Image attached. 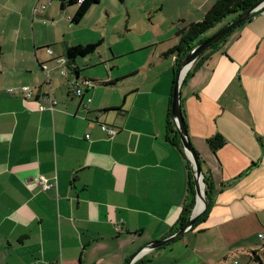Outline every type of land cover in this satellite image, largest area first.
Returning <instances> with one entry per match:
<instances>
[{"label": "crops", "instance_id": "1", "mask_svg": "<svg viewBox=\"0 0 264 264\" xmlns=\"http://www.w3.org/2000/svg\"><path fill=\"white\" fill-rule=\"evenodd\" d=\"M54 1L0 0V264H126L171 235L189 201V160L168 139L175 57L162 54L174 45L153 54L169 66L117 64V73L102 76L85 73L86 59H78L81 79L117 84L75 86L58 60L67 47L106 38L100 18L82 29L84 37L73 27L49 28ZM98 14L94 6L86 19ZM130 53L123 44L112 47L107 61ZM190 70L182 109L210 186L207 215L135 264H241L239 256L259 264L248 257L264 247V14L235 28ZM23 86L33 90L32 99ZM80 86L83 96L75 94ZM46 95L58 102L53 111L39 109ZM217 134L226 145L214 153L207 141ZM39 177L56 186L43 190Z\"/></svg>", "mask_w": 264, "mask_h": 264}, {"label": "rangeland", "instance_id": "2", "mask_svg": "<svg viewBox=\"0 0 264 264\" xmlns=\"http://www.w3.org/2000/svg\"><path fill=\"white\" fill-rule=\"evenodd\" d=\"M64 2V0L53 2L55 12L51 13H55L56 16H49V21L53 19L55 26L52 27L49 24V28L51 27L55 31V29L63 28V26L70 29L73 27L75 32L79 31V37H84L86 32L82 29L89 22L92 23L93 20L100 18L101 38H106V41H103L92 57L86 59L89 70L85 73L90 72L91 74L95 73L96 76H102L108 72L117 73L113 68L117 64L122 69L135 68L140 65L148 66L152 62H155L156 65L169 66V62L159 63L154 59L153 54H159L165 48L176 45L177 39L175 36L178 29L183 26L182 23L178 24V22L182 19V21L185 20L186 24H190L202 20V15L212 6L215 0H125L124 3L118 0H101L96 7L103 11L102 16L98 14L93 19H86V14L79 24L66 21L70 16V12H73L76 6L66 5L67 10H62L61 7ZM208 2L210 4L204 7ZM50 9L51 7L49 12ZM234 19V16L226 18L209 31L204 38H210ZM127 26L129 32L126 31ZM120 35L124 36L120 37ZM49 39L54 40V36H51L50 32ZM58 39L61 41L64 37L61 35L58 36ZM122 44L131 53L114 62L107 61L112 58V47L119 51ZM55 47L54 45L51 46L53 50ZM202 239H204L203 236L198 237L199 242ZM238 258V262L245 263V258H240V256Z\"/></svg>", "mask_w": 264, "mask_h": 264}, {"label": "trees", "instance_id": "3", "mask_svg": "<svg viewBox=\"0 0 264 264\" xmlns=\"http://www.w3.org/2000/svg\"><path fill=\"white\" fill-rule=\"evenodd\" d=\"M64 1L68 6H77L76 14L72 20L73 24H79L92 7L97 6V4L101 2V0H82L81 3H79L80 0H64ZM118 1L121 3L125 2V0H118ZM260 1L261 0H217L214 3V5L206 12V14L204 15L201 21L190 23L180 28L177 32L176 45H174L173 47H171L165 53L162 54L163 58L166 59L175 57L174 76L177 75L179 65L181 61L186 57V55L196 45L208 39V38H204V36L209 31H211L216 25L222 23L226 18L230 16H234L235 18L239 17L240 15L247 12L251 7H253ZM258 14L259 13L255 14L247 21L252 20ZM232 32L228 34L225 38H223L218 44L212 46L210 49L204 52V54L193 65L192 69H196L199 66L203 65L204 62H206L210 58L211 54L214 51L221 48L222 44L225 43V41L232 34ZM100 45L101 42H98V43H91L86 45H76L66 48L65 56H64L67 61L66 66L68 67L69 72L72 75H74V79H79V84H82L85 87H91V88L94 86L108 87L117 84V81H101V80L96 81L87 78H83V79L80 78L81 71L77 65L78 62L77 60L90 58L93 54L96 53ZM190 73L191 70L187 73L183 84L185 83V80L188 78ZM79 84L74 82L75 86H79ZM168 139L174 146L178 147L181 150V152L184 154V150L180 142V137L178 135V132L174 128L173 121H171V123L169 124ZM207 144L209 148L215 153L226 145V141L221 135L217 134L216 136L208 139ZM206 189L209 195L210 186L208 184L207 179H206ZM188 198H189L188 204L186 205L183 211L178 226L172 231V234L178 231L189 221L193 209L195 207V188L192 179V174H191V182L189 186ZM208 204H209V197H208ZM206 215H207V211L198 220L195 227L198 226L206 218ZM248 259L252 263L258 262L259 264H264V249L260 251H253V253L248 257Z\"/></svg>", "mask_w": 264, "mask_h": 264}, {"label": "water", "instance_id": "4", "mask_svg": "<svg viewBox=\"0 0 264 264\" xmlns=\"http://www.w3.org/2000/svg\"><path fill=\"white\" fill-rule=\"evenodd\" d=\"M63 7V6H62ZM61 7V9H63ZM264 14V0H261L256 5L251 7L247 12L243 13L239 17L235 18L232 22L223 27L216 34L208 38L207 40L196 45L181 61L177 75L175 76L172 106H171V118L176 131L180 137V142L182 144L185 155L187 156L191 173L194 180L195 188V207L191 214L189 221L181 227L175 233L169 235L168 237L150 243L145 247L138 250L133 254L126 264H135L144 255L152 252L158 248H161L179 238H181L186 233L193 231L198 220L206 213L208 210V193L206 189V179L205 173L203 171V162L199 153L195 150L188 132V127L185 121V117L182 109V85L187 73L196 63V61L210 49L212 46L218 44L223 38L230 34L235 28H237L242 23L246 22L249 18L253 17L255 14ZM74 82L79 84V79H74ZM82 85V84H81ZM84 86V85H82Z\"/></svg>", "mask_w": 264, "mask_h": 264}, {"label": "built area", "instance_id": "5", "mask_svg": "<svg viewBox=\"0 0 264 264\" xmlns=\"http://www.w3.org/2000/svg\"><path fill=\"white\" fill-rule=\"evenodd\" d=\"M81 2H82V0L79 1V3H81ZM46 8H47L46 5L41 6L42 10H45ZM47 52L49 54H52V50H50V49H48ZM58 62L63 64L64 66H66V64H67V61H66L65 57H63L62 59H59ZM47 68H48L47 66H43V70H47ZM61 74H62L63 77H65L67 75L66 70H63L61 72ZM86 88H90V87H86ZM86 88L78 87L76 89V91H75V94H77L78 96H83L84 95V89H86ZM12 91H13L12 89H9L10 93ZM21 91H22L23 96L25 98H29V99L33 98L34 92L28 86H23L21 88ZM45 100L49 101L48 104L41 105L39 107V109L40 110H51V111H53L55 109V107L57 106L58 102L51 95H46L45 96ZM87 102L90 103L91 99H88ZM101 130H102V132L106 133L109 138H114L117 135V130L116 129H114L112 127H109L107 125H104V124L101 125ZM87 138L89 139V136ZM37 182L39 183V185L41 186V188L43 190H49V189H52V188H54L56 186V184L54 182L50 183L46 179H44L43 177H39L37 179ZM260 237L262 239H264V235H260Z\"/></svg>", "mask_w": 264, "mask_h": 264}, {"label": "bare ground", "instance_id": "6", "mask_svg": "<svg viewBox=\"0 0 264 264\" xmlns=\"http://www.w3.org/2000/svg\"><path fill=\"white\" fill-rule=\"evenodd\" d=\"M261 235H264V234H261Z\"/></svg>", "mask_w": 264, "mask_h": 264}]
</instances>
